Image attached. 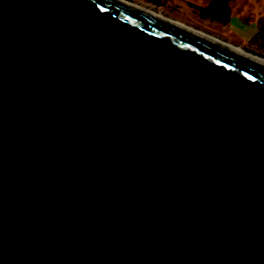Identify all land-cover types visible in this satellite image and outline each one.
Listing matches in <instances>:
<instances>
[{
	"label": "water",
	"instance_id": "95a60500",
	"mask_svg": "<svg viewBox=\"0 0 264 264\" xmlns=\"http://www.w3.org/2000/svg\"><path fill=\"white\" fill-rule=\"evenodd\" d=\"M123 0H0V264H264V64Z\"/></svg>",
	"mask_w": 264,
	"mask_h": 264
},
{
	"label": "rangeland",
	"instance_id": "374dc122",
	"mask_svg": "<svg viewBox=\"0 0 264 264\" xmlns=\"http://www.w3.org/2000/svg\"><path fill=\"white\" fill-rule=\"evenodd\" d=\"M126 1L135 2L137 4L142 3L144 7L150 10H157L169 19H172L174 21L181 20L183 22H176H180L185 26L194 28L199 32L222 40L231 46H236V48L244 50V52L246 53L248 51V54L251 53L258 57L264 58V0H229V4L233 7V11L236 12L238 19L245 25L244 30H236L237 35L239 36L237 38H232L229 35L225 34L221 37L219 32L213 31V29L211 28H206L211 27V25L204 26L200 24L201 26H199V24L197 25L192 23L187 18L190 16L186 17L185 15L183 16L184 18L181 17L179 14L183 13H180L179 9L171 6L164 0H144L146 1V3L142 2V0Z\"/></svg>",
	"mask_w": 264,
	"mask_h": 264
},
{
	"label": "crops",
	"instance_id": "0c3cea01",
	"mask_svg": "<svg viewBox=\"0 0 264 264\" xmlns=\"http://www.w3.org/2000/svg\"><path fill=\"white\" fill-rule=\"evenodd\" d=\"M164 1L168 2L171 6L179 9L180 13L184 14V15L183 14H179L181 17H183L185 15H186V17L190 16V17H187V18L192 23L197 24V25L199 24V26H201V25L210 26L211 25V27H206V28L207 29L211 28V29H213V31L219 32L221 37L225 34V35H229L232 38L233 37L237 38L239 36L237 35V31L236 30L237 29L244 30V28H245L244 23H242L238 19V16H237L235 11H233L231 13V15L229 16V18L226 21H214V20H211V19H208V18L199 17L198 10L196 8L192 7V6H189V4H188L189 2H191L194 5H203L206 2V0H164ZM142 2L146 3V1H144V0H142ZM138 4L144 6L142 3H138ZM230 8L233 10L232 6H230ZM146 9H148V8H146ZM148 10H150V9H148ZM150 11H153L155 13H158V14L162 15V13L157 11V10H152L151 9ZM199 19H201V20H199ZM176 21L183 22L181 20H176ZM251 23H253V22H251ZM242 51H244V50H242ZM247 53H248V51H247ZM249 54L253 55V56H256V55L251 54V53H249ZM256 57H258V56H256ZM259 58H261V57H259ZM262 59H264V58H262Z\"/></svg>",
	"mask_w": 264,
	"mask_h": 264
},
{
	"label": "trees",
	"instance_id": "16d2710c",
	"mask_svg": "<svg viewBox=\"0 0 264 264\" xmlns=\"http://www.w3.org/2000/svg\"><path fill=\"white\" fill-rule=\"evenodd\" d=\"M188 4L198 10L199 17L214 21H226L233 12L229 0H206L203 5Z\"/></svg>",
	"mask_w": 264,
	"mask_h": 264
},
{
	"label": "bare ground",
	"instance_id": "6f19581e",
	"mask_svg": "<svg viewBox=\"0 0 264 264\" xmlns=\"http://www.w3.org/2000/svg\"><path fill=\"white\" fill-rule=\"evenodd\" d=\"M123 1H125V2H127V3H130V4H132V5L136 6V7H139V8H141V9H145V10H147L144 6L139 5V4L135 3V2H129V1H126V0H123ZM148 11H149V10H148ZM175 22H176V21H175ZM177 23L182 24V23H180V22H177ZM182 25H183V24H182ZM234 50H236V51H238V52H240V53H242V54H244V55H246V56H248V57H250V58H252V59H254V60H256V61L261 62V63L264 64V59H262V58H259V57H256V56H253V55H250V54H248V53H246V52L240 50L239 48H234Z\"/></svg>",
	"mask_w": 264,
	"mask_h": 264
}]
</instances>
